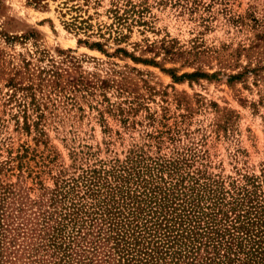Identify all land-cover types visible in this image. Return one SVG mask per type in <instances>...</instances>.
Returning a JSON list of instances; mask_svg holds the SVG:
<instances>
[{"label":"rangeland","instance_id":"obj_1","mask_svg":"<svg viewBox=\"0 0 264 264\" xmlns=\"http://www.w3.org/2000/svg\"><path fill=\"white\" fill-rule=\"evenodd\" d=\"M126 1L142 13L122 14ZM173 1L0 0L10 206L49 209L55 187L136 154L224 186L264 168V0Z\"/></svg>","mask_w":264,"mask_h":264},{"label":"trees","instance_id":"obj_2","mask_svg":"<svg viewBox=\"0 0 264 264\" xmlns=\"http://www.w3.org/2000/svg\"><path fill=\"white\" fill-rule=\"evenodd\" d=\"M199 4L173 1L190 13ZM134 6L126 1L122 14H141ZM109 13L121 26L117 9ZM180 168L136 154L55 187L49 209L0 196V264H264V168L226 186Z\"/></svg>","mask_w":264,"mask_h":264}]
</instances>
